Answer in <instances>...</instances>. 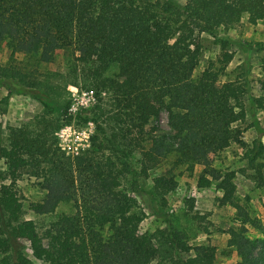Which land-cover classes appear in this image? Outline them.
Instances as JSON below:
<instances>
[{"label": "trees", "instance_id": "trees-1", "mask_svg": "<svg viewBox=\"0 0 264 264\" xmlns=\"http://www.w3.org/2000/svg\"><path fill=\"white\" fill-rule=\"evenodd\" d=\"M244 15L253 25L264 19V0H186L182 5L174 0H0V46L7 47L12 60L0 66V79L16 81L24 88L20 93L42 107L19 126H8L5 135L0 125V162L5 165L0 168V264H31L25 242L32 257L47 264H215V246H188L155 206L168 228H140V179H150L151 201L163 207L177 186L173 170L183 165L188 171L202 165L197 186L216 181L221 202L264 234V226L234 202V173L212 167L216 153L232 143L244 145L245 97L264 112V79L259 81L263 94L253 96L246 75L249 57L234 78L220 79L233 58L230 45L247 49L228 36L218 38L217 58L194 74L202 55L201 34L214 35ZM17 53L38 55L43 63L57 53L72 57L66 84L82 81L104 102L96 111L104 122L94 120L89 149L74 157L58 149L54 132L69 123L64 117L68 104L55 98L36 69L15 61ZM162 111L168 144L152 124ZM257 129L264 133V127ZM262 150L260 141L253 143L254 157ZM170 151L172 165L153 175ZM23 174L41 180L45 195L29 207L36 216H52L43 224L23 215L16 187ZM256 179L263 182L260 172ZM64 203L71 209L56 213ZM245 233L231 229L220 254L235 251L238 264H264V242L252 244Z\"/></svg>", "mask_w": 264, "mask_h": 264}, {"label": "rangeland", "instance_id": "rangeland-1", "mask_svg": "<svg viewBox=\"0 0 264 264\" xmlns=\"http://www.w3.org/2000/svg\"><path fill=\"white\" fill-rule=\"evenodd\" d=\"M182 5L186 0H174ZM228 36L235 42L243 43L247 49L240 45H230L229 50L233 53V58L228 64L226 72L221 76V80H228L244 70L243 61L249 57V66L246 75L250 81L251 94L253 96L262 95L259 81L264 79L262 65L264 63V19L256 24H250L244 15L240 22L231 27H218L214 35L202 33V55L200 65L196 68L194 74L199 76L206 66L207 61L215 60L220 52L219 37ZM72 57H65L62 53H57L54 59L49 63L39 61L38 55H25L17 53L15 61H18L26 69H36L40 75L42 83L51 84L53 95L60 100L63 106H69L73 96L69 86L77 88L78 92H90L94 101L86 108L79 109L76 113H68L64 117L70 118L69 123L54 132L58 149L65 155L74 157L76 154L89 149L96 134L95 119L104 122L103 118L98 116L97 106L104 104L100 102L99 94L94 89L83 88V82L77 85L66 84L68 67ZM9 50L5 45L0 46V66H8L11 62ZM7 82L10 88L2 83ZM24 88L12 79H0V100L5 99L1 106L5 112L0 113V125L3 135L8 126H19L21 123L33 118L41 113V105L31 97L20 93ZM43 90V89H42ZM246 116L245 122L241 124L244 129L242 140L244 145L232 143L227 148L219 151L213 156L212 167L221 173L233 172V183L235 184L234 202L242 207L247 213L248 218L259 221L264 226V150L253 156V143L260 141L264 145V133L258 131V127H264V112L250 106L248 97H245ZM83 118H88L83 121ZM157 136L166 144L169 140V127L167 124V114L161 112L156 122ZM259 125V126H258ZM67 128L64 136L60 138L56 135L62 129ZM59 143L62 145L60 146ZM165 159H161L157 167L152 171L153 175L162 174L165 168L172 165L174 152L170 151ZM253 156V158H252ZM252 158V159H251ZM0 168L5 169L4 163L0 162ZM203 166L194 165L192 170H187L186 166H179L173 170L177 181L176 188L170 192L166 199L165 206H158L151 201L148 190L151 186L150 179H140V190L136 193L139 205L144 212L143 221L140 228L144 232H153L157 229L168 228L163 217L156 214L154 206L159 212L165 213L171 221V226L177 231L184 242L190 247L197 245H213L216 247L215 264H238L239 257L235 251L229 256L220 254L222 249L228 247L231 229H246V237L252 244L261 245L264 242V234L252 228L248 222L242 223L246 219L230 205L221 202L222 192L217 187V182L212 181L208 187L200 188L197 186L198 175ZM258 172L261 173L263 182L257 180ZM40 179H36L29 174H23L16 181L18 194L23 203L24 217L33 219L37 224L47 222L52 216H36L30 210L31 202H40L45 191L39 185ZM71 209L70 204H60L56 213L68 212ZM243 211V212H244ZM25 255L30 258L31 264H47L35 260L25 242ZM193 253H189L192 256ZM151 264H158L152 262Z\"/></svg>", "mask_w": 264, "mask_h": 264}, {"label": "built area", "instance_id": "built-area-1", "mask_svg": "<svg viewBox=\"0 0 264 264\" xmlns=\"http://www.w3.org/2000/svg\"><path fill=\"white\" fill-rule=\"evenodd\" d=\"M75 89V91H71V94L73 96L72 101L69 103V106L67 107V112L70 113H76L81 108H86L94 101V97L90 92H78L77 88L72 87ZM68 131L67 128L60 130L59 132H56V135L62 138L65 134V132ZM61 146L62 144L59 143Z\"/></svg>", "mask_w": 264, "mask_h": 264}, {"label": "clouds", "instance_id": "clouds-1", "mask_svg": "<svg viewBox=\"0 0 264 264\" xmlns=\"http://www.w3.org/2000/svg\"><path fill=\"white\" fill-rule=\"evenodd\" d=\"M69 89L71 90V91H75V89L74 88H72L71 86H69Z\"/></svg>", "mask_w": 264, "mask_h": 264}]
</instances>
